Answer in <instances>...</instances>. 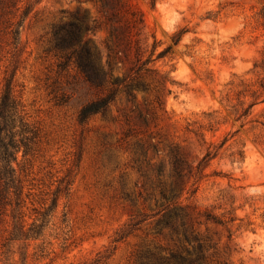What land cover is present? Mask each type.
Returning <instances> with one entry per match:
<instances>
[{"label": "rangeland", "instance_id": "374dc122", "mask_svg": "<svg viewBox=\"0 0 264 264\" xmlns=\"http://www.w3.org/2000/svg\"><path fill=\"white\" fill-rule=\"evenodd\" d=\"M126 1L142 13L149 45H172L143 75L150 89L138 91L136 103L121 91L106 111L82 117L105 90L75 64L61 66L51 44L78 0H32L21 44L0 54V93L15 73V94L36 132L13 164L16 181L0 191V264H178L193 244L182 229L158 225L157 214L166 202L161 181L175 180L171 150L189 166L179 192L185 186L190 224L217 244L206 264H264V101L240 119L233 107L253 100L238 95L241 81L264 76L254 68L264 57V0ZM85 8L98 15L93 1ZM108 34L102 25L93 35L99 48ZM132 66L119 62L115 75ZM158 96L163 103L141 123L136 105ZM209 149L217 155L194 184L188 171ZM206 211L226 224L206 222Z\"/></svg>", "mask_w": 264, "mask_h": 264}, {"label": "trees", "instance_id": "16d2710c", "mask_svg": "<svg viewBox=\"0 0 264 264\" xmlns=\"http://www.w3.org/2000/svg\"><path fill=\"white\" fill-rule=\"evenodd\" d=\"M85 1L88 0H78L79 5L76 11L71 13V20L55 26L51 38L52 50L62 59L61 66L75 64L89 83L105 90L103 96L84 106L81 112L83 118L106 111L121 91L127 95L129 102L136 103L137 92H147L150 89L143 75L155 71L154 62L166 56L172 49V45H169L158 52L156 40L152 45L147 43L143 15L126 0H91L98 12V15L93 17L89 16L88 8H85V13H81V6ZM33 8L32 0H0V54L8 46L14 50L18 49L23 26ZM102 25L107 27L109 33L103 49L99 48L93 38ZM184 32L173 38L175 45L180 43ZM87 34L92 35L86 36ZM125 60H131L133 63L130 73L124 76L115 75L117 64L124 63ZM254 68L264 71V57L255 63ZM14 77L15 73H11L5 78L6 82L0 93V191L16 181V169L13 164L18 161V153L22 148L24 155H28L36 137V132L26 118L23 105L15 94ZM239 85L244 86V89L240 90L238 95L244 92L245 96H250L253 100L247 107L244 106V101L238 103L240 107L233 106L238 119L249 115L255 104L264 101V76L258 77L255 83H245L242 80ZM155 102L159 105L163 103L158 96L154 102L145 99L143 109L136 105V116L141 123H148L154 116ZM170 154L175 180L170 184L161 181L162 199L166 202L161 204L157 213L161 214L158 225L169 227L176 232L182 229L184 240L193 244L192 250L185 248L188 256L181 255L178 264H206L208 251L215 249L217 244L211 236L201 235L190 224L189 205L180 200L185 186L179 192L185 170L189 166L178 151L171 150ZM216 155L217 149H209L195 169H189L188 172L195 177L194 184L204 177L206 167ZM162 166L159 167L160 171ZM55 205L54 202L52 209ZM48 215L49 213H46V216ZM204 216L206 222L226 224L224 219L212 212L206 211ZM33 227L37 228L39 225L33 224ZM40 234L41 232L38 233Z\"/></svg>", "mask_w": 264, "mask_h": 264}]
</instances>
